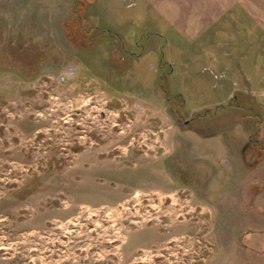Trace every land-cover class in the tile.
Instances as JSON below:
<instances>
[{"label":"rangeland","instance_id":"obj_1","mask_svg":"<svg viewBox=\"0 0 264 264\" xmlns=\"http://www.w3.org/2000/svg\"><path fill=\"white\" fill-rule=\"evenodd\" d=\"M0 264H264V0H0Z\"/></svg>","mask_w":264,"mask_h":264},{"label":"built area","instance_id":"obj_2","mask_svg":"<svg viewBox=\"0 0 264 264\" xmlns=\"http://www.w3.org/2000/svg\"><path fill=\"white\" fill-rule=\"evenodd\" d=\"M72 75H73V70H72V68H68V69L66 70L65 75L62 76L61 80H62V81H65L68 77H70V76H72Z\"/></svg>","mask_w":264,"mask_h":264}]
</instances>
